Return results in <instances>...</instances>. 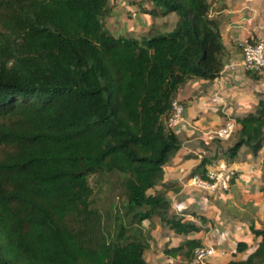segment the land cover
I'll return each mask as SVG.
<instances>
[{"label":"trees","instance_id":"obj_1","mask_svg":"<svg viewBox=\"0 0 264 264\" xmlns=\"http://www.w3.org/2000/svg\"><path fill=\"white\" fill-rule=\"evenodd\" d=\"M111 1L0 0V264H148L144 221L200 230L149 191L181 148L164 121L172 101L223 70L228 50L212 11L225 5L151 0L144 11L174 13L176 25L136 38L105 28ZM236 121L226 163L243 147L254 157L263 149V100ZM210 161L194 174L205 177ZM113 177L124 212L109 226L98 202ZM249 229L255 249L223 264H264V221ZM202 246L186 240L165 253L189 262ZM249 248L239 241L235 253Z\"/></svg>","mask_w":264,"mask_h":264},{"label":"crops","instance_id":"obj_2","mask_svg":"<svg viewBox=\"0 0 264 264\" xmlns=\"http://www.w3.org/2000/svg\"><path fill=\"white\" fill-rule=\"evenodd\" d=\"M219 3L225 7L212 11V15L220 20L222 40L228 50L225 63L235 64L236 68L220 74L215 80H191L179 92L177 98L184 102L186 109L183 122L173 130L181 148L167 165L163 181L149 191V194L165 193L171 203L170 217L191 221L200 230L179 235L164 226L158 217L144 221L138 227L148 242L145 252L148 264H187L185 258L165 253L167 248L186 240H198L203 246L218 250L207 264H223L242 258L257 245L254 243L242 254L235 253L239 241L251 243L255 239L250 226L261 228L256 220L264 211V147L256 157L243 147L234 161L226 163L218 155L231 142L211 141L208 135L222 127L228 118L237 120L255 113L260 101L264 102V70H245L241 66V51L236 45L237 39H264V0H219ZM129 11L130 15L135 14ZM128 15L129 12L122 17H113L123 23L117 30L120 35L136 38L151 32H171L178 19L172 13L164 17L152 15L155 22L149 16L147 22L137 23ZM203 158H209L210 164L230 165L236 169L228 193L211 194L191 184Z\"/></svg>","mask_w":264,"mask_h":264},{"label":"built area","instance_id":"obj_3","mask_svg":"<svg viewBox=\"0 0 264 264\" xmlns=\"http://www.w3.org/2000/svg\"><path fill=\"white\" fill-rule=\"evenodd\" d=\"M213 2L215 0H208ZM236 45L241 51V66L247 71L260 72L264 70V39L253 44L250 39L236 40ZM235 64L225 63L221 75L228 70H234ZM185 104L176 98L171 103L168 116L164 119L165 124L172 130L179 126L184 120ZM237 121L228 118L222 127L208 135L211 141H229L237 131ZM236 169L230 165L222 166L211 164L207 167L205 177L195 175L190 180L191 184L203 191L211 194L228 193L231 189L232 181L236 177ZM218 250L213 246H202L195 250L192 259L187 264H207L218 254Z\"/></svg>","mask_w":264,"mask_h":264},{"label":"rangeland","instance_id":"obj_4","mask_svg":"<svg viewBox=\"0 0 264 264\" xmlns=\"http://www.w3.org/2000/svg\"><path fill=\"white\" fill-rule=\"evenodd\" d=\"M111 5H113V10H112L111 15H109L106 18V21H105L106 24H104V26H105V28L109 29L111 31V33L114 35H120L119 30H117V29L119 27L123 26V23H120V21H118L119 19L117 20L114 18H118V16L122 17V15H127L128 12L130 15L131 11H129V10H132L135 13V14L130 15V17L134 20V22L135 21L137 23L147 22L149 16L151 17L153 22H155V20H156V19H154V17L150 13H146L144 11V10H146V11L150 12L152 10L153 4H152L151 0H112ZM130 6L132 8L128 9L127 7H130ZM142 14L145 15L143 21H141L142 16H143ZM139 15H140V17H139ZM175 16H177V15L175 14ZM111 20H113L112 23H111ZM114 20L117 22H115ZM126 22L129 23V21H126ZM233 137L228 142L233 143V141H234ZM230 144H227L226 148L229 147ZM222 151H221V154L218 155L219 159L220 158L224 159ZM218 160H216V161H218ZM213 164H218V163H213ZM110 181H111V183L109 185H107L103 194L100 195L98 207L100 208V211H101V213L105 219V223H107V225H109V226H113L116 223V221L113 218L114 215L116 213L122 214L124 212V210H123L124 200H123V197L119 196V191L117 190V188L113 184L116 181V178L113 177L110 179ZM107 214H111L112 218L107 219ZM256 221L259 223V225H257V224L256 225L258 227L259 226L262 227V222L264 221V211L261 212L260 217H258ZM254 243H256V239H254L251 243H249L250 247H252L254 245Z\"/></svg>","mask_w":264,"mask_h":264}]
</instances>
